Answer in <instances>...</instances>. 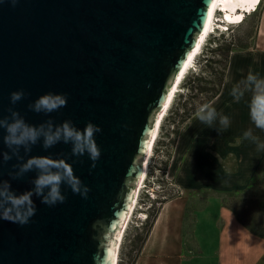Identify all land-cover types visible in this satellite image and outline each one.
Segmentation results:
<instances>
[{"label": "water", "instance_id": "obj_1", "mask_svg": "<svg viewBox=\"0 0 264 264\" xmlns=\"http://www.w3.org/2000/svg\"><path fill=\"white\" fill-rule=\"evenodd\" d=\"M215 0H0V118L9 107L39 126L66 120L91 122L101 156L71 155V144L45 150L43 142L23 161L13 157L0 129V181L20 195L35 171L12 179L14 165L31 156L64 158L89 188L87 198L62 186L64 203L33 196L27 224L0 217V264H113L119 232L138 189L159 113L186 65ZM25 97L11 104L12 92ZM47 93L64 94L67 106L36 113L29 104Z\"/></svg>", "mask_w": 264, "mask_h": 264}, {"label": "crops", "instance_id": "obj_2", "mask_svg": "<svg viewBox=\"0 0 264 264\" xmlns=\"http://www.w3.org/2000/svg\"><path fill=\"white\" fill-rule=\"evenodd\" d=\"M234 64L239 82L249 72L264 77V3L252 46L231 54L223 89ZM223 89L209 105L223 97ZM251 97L252 93L246 91L239 102L233 97L227 100L223 113L229 117L230 125L226 130H218L217 120L215 127L203 124L193 134V159L199 165L209 164V173L214 177L198 173L192 218L179 203L171 201L162 207L135 264H264V232H251L227 205L240 196H251V187L264 168V148L258 149L243 135L251 129L264 142V131L251 120ZM188 126L181 132L176 148ZM258 206L264 228V199Z\"/></svg>", "mask_w": 264, "mask_h": 264}, {"label": "clouds", "instance_id": "obj_3", "mask_svg": "<svg viewBox=\"0 0 264 264\" xmlns=\"http://www.w3.org/2000/svg\"><path fill=\"white\" fill-rule=\"evenodd\" d=\"M11 2L15 5L17 0H11ZM246 91L252 93L249 104L251 120L256 128L264 131V77H261L259 73L249 72L245 80L233 86L230 95L239 102ZM25 95L23 90L12 92L11 104L15 105ZM66 106V95L47 93L28 107L36 113L50 114ZM8 112L9 117L0 118V129L6 132L3 142L10 150L2 154L4 162L12 160L13 157L23 161L24 157L20 155V149L23 148L25 153H30L32 146L42 140L45 150L59 143L71 144L72 156L82 157L87 154L93 161L92 167L96 166L95 161H98L101 156V150L95 140L96 134L102 131L99 126L89 122L83 129H79L70 120L56 125L51 119L39 126H34L27 123L20 112L13 107H9ZM197 117L208 127H215L216 121L219 120V131L226 130L230 125L229 117L217 113L216 109L210 105L199 108ZM243 135L244 139L257 144L258 149L264 148V142H261L251 129L245 131ZM14 167L18 168V171L9 174L12 179L20 178L31 171H35L37 175L32 181L34 187L20 195L12 190L9 181H0V217L4 220L18 222L21 225L27 224L36 212L33 196L42 198L41 203L49 206L64 203L66 196L62 192L63 185L71 188L73 193L87 198L89 188L76 176L73 165L64 158L31 156L26 162Z\"/></svg>", "mask_w": 264, "mask_h": 264}, {"label": "rangeland", "instance_id": "obj_4", "mask_svg": "<svg viewBox=\"0 0 264 264\" xmlns=\"http://www.w3.org/2000/svg\"><path fill=\"white\" fill-rule=\"evenodd\" d=\"M261 7L249 15L247 14V18L245 17L244 21L234 24L226 23L223 24L224 27H221L222 29L216 31L215 34L211 32L208 36V40L205 42V45L198 54L195 63L188 70V73L183 80L184 82L182 81L178 92L175 95L171 106L172 108H170L169 113H167L160 129L159 137L154 146L151 160L149 162L148 174L146 176L147 178H145L142 185L136 211L131 219L132 222L129 224L121 245L119 264H129L132 256H135L136 251L140 247L138 237L144 236L146 232L148 220L151 218L152 211L154 210L153 206H155V208H161L168 205L171 201L176 202L179 203L181 208H184L185 211L187 210V212H189V216L192 218L194 201L196 200V195L193 189L194 184H196V180L198 179V173H206V175H209V178L214 176L209 173L212 172L209 164L205 163L203 166L200 163L199 165L193 159V156L195 155V152L193 151V134H195L199 126L203 125L199 121L198 117L194 115L195 117L193 116L194 118L192 117V120H189L190 123L188 121L184 125L185 128V126L189 124L184 132V135L180 137L178 148H176L177 143L174 147L171 145V140L174 139V135L172 133L173 126L175 121L179 120V115L182 113L181 110L179 111L182 103L187 101L189 103L188 108L191 109L192 107L199 106L202 99L205 98L204 94L198 93L197 91L190 94L188 87L193 84L191 83V81H193L192 76L201 72L208 57L215 58L216 61L223 59L222 54L213 55L211 50L216 49L217 45H228L230 43H233L235 48L233 52H242L244 49L252 46L256 36ZM218 15L220 16L219 13ZM226 26H228L229 31H227L228 29H226ZM247 61L248 59H244V62ZM228 62L230 63V59ZM212 66L216 71L221 70L223 67V65L217 63L212 64ZM204 77L207 78L209 82L216 78V76L210 75L209 72H207ZM237 80L238 70L236 68V64H234L229 82L227 83L226 88L224 87L223 89V91L225 90V93L222 92L224 93L223 97L217 100L214 104L210 105L216 109L217 113L225 115L223 113L224 107H227L225 106L228 103L227 100H230L232 97L230 92L233 86L239 83ZM211 85L212 84L207 86L210 87ZM170 149L172 150L171 158L168 168H166V172H164L165 162L167 161V152ZM188 151H190L191 154L190 158ZM251 190V196H240L234 200L228 201L227 203L228 205L239 206L244 200H250L248 203L249 206H243L245 211L240 210V212L241 214L243 212H247V219L251 220V225L256 228V218L258 217V214L256 209H252L250 205L252 201L258 202L260 199H264V168L261 172H259Z\"/></svg>", "mask_w": 264, "mask_h": 264}, {"label": "trees", "instance_id": "obj_5", "mask_svg": "<svg viewBox=\"0 0 264 264\" xmlns=\"http://www.w3.org/2000/svg\"><path fill=\"white\" fill-rule=\"evenodd\" d=\"M235 50L234 46H233V43H230V44H226V45H217L216 49L214 50H211V53L214 55V54H222V57L223 59L220 60V61H216L215 58H212V57H208L206 59V63L203 65V69L201 70V72L195 76H192V80L191 84L188 89H189V93L192 94L193 92L197 91L198 93H201V94H204L205 95V98L202 99V101L200 102V105L197 106V107H192L191 109L188 108L189 106V103L186 101L184 103H182V106L181 108H179V111L181 110L182 113L179 115V120L175 121V124L173 126V135H174V139L171 140V145L174 147V145H176L177 143V140L181 134V132L183 131V128H184V125L194 116L197 114L198 112V109L201 108L202 106L204 105H209L222 91L223 89V86L225 84V79H226V73H227V70H228V65H229V59H230V55L232 54V52ZM220 64V65H223V67L221 68V70L219 71H216L212 64ZM209 72L210 75H214L216 76V78L212 81L209 82V80L207 78L204 77V75ZM212 84L210 87L207 86V85H210ZM171 154H172V150L170 149L168 152H167V161L165 162V169H164V172H166V168H168V165H169V161H170V158H171ZM151 186V185H150ZM248 199V198H247ZM251 199V198H249ZM250 200H244L242 202L241 205H235V206H232V205H227L233 209L239 220L251 231L253 232L254 234H257V235H261L263 234L264 232V228H263V223H262V210L259 208L258 206V202L256 201H252L251 202V207L252 209H256V212L258 214V217L256 218L257 221H256V228H254L252 225H251V220H248L247 219V212H243L241 214L240 210L242 211H245L243 209V206L246 207V206H249L248 203H249ZM154 207V210L152 211V216L151 218L148 220V223H147V229H146V232L144 234V236H139L138 237V241L140 243V247L139 249L136 251V254L135 256H132V259H131V262L129 264H135L136 261H137V258L139 257L140 253H141V250L144 246V244L146 243L151 231H152V228L159 216V213L161 211V208H155Z\"/></svg>", "mask_w": 264, "mask_h": 264}, {"label": "bare ground", "instance_id": "obj_6", "mask_svg": "<svg viewBox=\"0 0 264 264\" xmlns=\"http://www.w3.org/2000/svg\"><path fill=\"white\" fill-rule=\"evenodd\" d=\"M256 2H257V0H215L214 1V4L210 10L209 26H205L208 28V31L206 34L203 31V33L201 35V36H203V42L200 43L198 40L197 44H199V50L197 51L196 47H195V53L191 54L192 63L190 65H188L187 67L182 66V69H181L180 73L178 74V76H177L176 80L174 81L172 88H171V90L173 88H175V92H172V91L170 92V95L166 99L165 105L163 106L161 112L158 115L157 122L155 124L154 134H153V137L150 139V142L148 144V148L146 151V157H145V161H144V171H143L142 177L140 178V180L138 182L137 191H134L132 196H131V204H130L128 216L124 219L122 228H121L119 235H118L116 248L113 250V262H114V264H119V255H120L121 245L123 243V239L125 237L127 229L129 227V224L132 222L131 219H132V217L136 211V207L138 205L142 185L144 183L145 178H147L146 176L148 174L149 162L151 160V156L153 153L154 146H155L157 139L159 137V132H160V129L162 127V124L165 120L167 113H169L170 108H172L171 106L173 104L175 95L178 92V89H179L182 81L184 80L185 76L187 75L188 70L195 63V60H196L198 54L200 53L203 46L205 45V42L208 40V36L212 32V30L214 28H217L216 27V24H217L216 23V17H218V13L219 12L223 13L222 18H221L222 20L220 21L222 24L239 23V22L244 21L247 14L249 15V14L255 12V10H256L255 9V5H256L255 3ZM237 18H240L238 20V22H237ZM218 27L221 28L220 25Z\"/></svg>", "mask_w": 264, "mask_h": 264}, {"label": "built area", "instance_id": "obj_7", "mask_svg": "<svg viewBox=\"0 0 264 264\" xmlns=\"http://www.w3.org/2000/svg\"><path fill=\"white\" fill-rule=\"evenodd\" d=\"M263 1L264 0H257V2H256V5H255V11H257L260 7H261V5L263 4ZM219 14H220V16L218 15V17H216V27L217 28H214L213 30H212V33H214L215 34V32L216 31H219V30H221L222 28H219L218 26L220 25V27H224V25L220 22L222 19V12H219ZM219 28V29H218ZM226 29H228L227 31H229V28H228V26H226ZM226 31V30H225Z\"/></svg>", "mask_w": 264, "mask_h": 264}, {"label": "snow or ice", "instance_id": "obj_8", "mask_svg": "<svg viewBox=\"0 0 264 264\" xmlns=\"http://www.w3.org/2000/svg\"><path fill=\"white\" fill-rule=\"evenodd\" d=\"M209 18H210V17H209ZM239 19H240V18H237V22H238ZM207 31H208V28L205 27V28H204V33L206 34ZM199 42H200V43L203 42V36H201V37L199 38ZM196 50H197V51L199 50V44H197V46H196ZM191 63H192V56H191V54H190V55L187 57V64L184 65V67H187V66L190 65ZM171 91H172V92H175V88H173ZM113 264H114V262H113Z\"/></svg>", "mask_w": 264, "mask_h": 264}]
</instances>
